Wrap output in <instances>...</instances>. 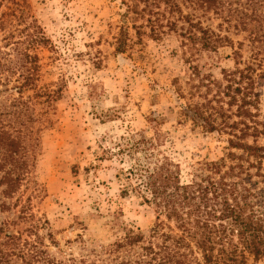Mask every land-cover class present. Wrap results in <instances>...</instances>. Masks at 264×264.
<instances>
[{"label":"rangeland","instance_id":"1","mask_svg":"<svg viewBox=\"0 0 264 264\" xmlns=\"http://www.w3.org/2000/svg\"><path fill=\"white\" fill-rule=\"evenodd\" d=\"M133 1L138 12L143 5ZM128 2L0 0V52L9 69L0 74L6 86V91L0 87V106L9 107L18 97L13 86L19 85L20 77L11 68L15 61L12 45L20 40L19 47H30L25 36L32 34L31 26H37L45 39L28 51L36 55L38 68L33 72L34 89L28 85L20 95L28 106L29 125L32 133L36 131L38 146L34 170L18 195L22 200L30 198L29 212L45 219L58 249L73 256L82 249L110 244L122 227L144 235L152 227L156 214L140 194L129 190L127 196H119L124 182L115 178L117 171L151 164L164 156L177 164L180 180L186 182L198 163L216 161L228 152L226 135L203 133L178 120L170 85L174 77L185 80L178 38L170 33L153 40L143 19L124 14ZM181 9L202 25L213 28L219 22L210 14L190 10L185 3ZM121 26L128 41L125 51L117 53L114 38ZM245 36V32L233 35L229 30L232 49L223 46L209 55L201 54L196 59L200 74L220 80L221 70L232 71L239 62L237 67L242 68L250 55ZM236 42L242 43L240 58L231 54ZM258 58L261 69L256 74L264 69V51ZM254 91L257 120L264 125V78L255 76ZM137 133L156 144L150 159L127 152ZM257 144L264 147L261 136ZM252 180L257 181L256 189H264V181ZM35 190H39L36 196ZM27 224L19 222L12 228L19 231ZM44 242L55 255L54 246Z\"/></svg>","mask_w":264,"mask_h":264},{"label":"trees","instance_id":"2","mask_svg":"<svg viewBox=\"0 0 264 264\" xmlns=\"http://www.w3.org/2000/svg\"><path fill=\"white\" fill-rule=\"evenodd\" d=\"M129 1L124 14L143 19L153 40L170 33L178 38V57L186 68L185 80L174 77L170 84L178 120L203 133L226 135L228 152L216 161L198 163L186 182L180 180L177 164L164 156L117 171L115 178L124 182L119 196H127L129 190L140 194L156 214L152 227L146 235L122 227L110 244L81 248L76 256L62 253L47 221L29 212L30 198L22 200L18 195L34 170L38 146L28 106L20 96L24 87L34 89L33 72L38 68L36 55L28 51L45 41L39 28L31 26L32 34L25 36L30 47H19L18 40L10 49L15 58L12 71L20 77L19 85L13 86L18 97L9 107L0 106V264H264V189H256L257 181L252 180L264 181V147L257 144L260 136L264 140V125L257 120L254 91L255 76L264 78V69L256 74L264 51V0H138L143 5L138 12L135 2ZM183 3L219 22L213 28L202 25L191 13L183 14ZM229 30L233 35L246 33L249 60L242 68L237 67L239 62L232 71L221 70L220 80L200 74L196 59L201 54L223 46L232 49ZM127 41L121 26L114 38L115 52L123 53ZM236 45L231 54L240 58L242 43ZM3 55L0 52V74L9 71ZM0 87L6 91L1 79ZM135 135L127 152L150 159L156 144L140 133ZM38 193L35 190L33 195ZM26 221L25 228L13 230ZM44 241L54 246L55 255Z\"/></svg>","mask_w":264,"mask_h":264}]
</instances>
